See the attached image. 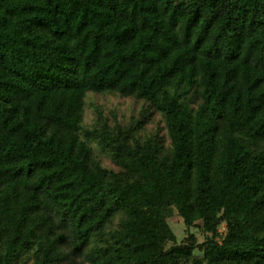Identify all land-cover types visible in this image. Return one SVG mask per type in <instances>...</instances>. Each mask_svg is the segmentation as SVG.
Wrapping results in <instances>:
<instances>
[{
  "label": "trees",
  "instance_id": "obj_1",
  "mask_svg": "<svg viewBox=\"0 0 264 264\" xmlns=\"http://www.w3.org/2000/svg\"><path fill=\"white\" fill-rule=\"evenodd\" d=\"M0 264H264V0H0Z\"/></svg>",
  "mask_w": 264,
  "mask_h": 264
},
{
  "label": "rangeland",
  "instance_id": "obj_2",
  "mask_svg": "<svg viewBox=\"0 0 264 264\" xmlns=\"http://www.w3.org/2000/svg\"><path fill=\"white\" fill-rule=\"evenodd\" d=\"M90 99L99 103L100 105L106 106L108 110L117 109L128 118L132 115L134 110H139L142 106V103H137L132 98H122L117 95H91ZM87 113V121L90 122L94 118L93 110L89 108ZM105 162L109 165H112L109 159H106ZM170 222L176 235L178 236V240L182 241L186 236V227L183 219L178 215H174L172 216ZM199 240L203 241L204 237L199 235Z\"/></svg>",
  "mask_w": 264,
  "mask_h": 264
}]
</instances>
